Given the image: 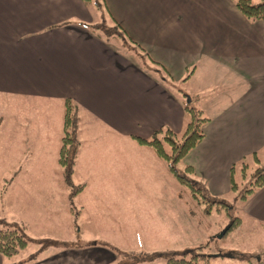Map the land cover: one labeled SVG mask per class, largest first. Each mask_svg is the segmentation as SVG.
<instances>
[{"label":"crops","instance_id":"0c3cea01","mask_svg":"<svg viewBox=\"0 0 264 264\" xmlns=\"http://www.w3.org/2000/svg\"><path fill=\"white\" fill-rule=\"evenodd\" d=\"M93 7L83 0H0V121L9 130L18 126L20 156H38L49 148L58 157L66 98L75 105L77 119L74 167L83 157H98L100 149L111 147L115 152L118 147L121 154L124 141L136 142L132 136L148 138L159 128L181 132L186 95L177 96L170 84L196 78L197 73L209 74V69L214 82L223 81L227 90L224 97L223 90L215 94L221 93V98L211 115L201 106L198 92L189 94L187 100L191 98L209 121L203 139L182 159L183 164L191 165L194 178L216 193L218 187L228 190L229 170L243 157L257 152L260 162L254 163L260 165L264 159L263 21L246 19L233 0H103L105 16L111 14L141 46L140 51L156 61L150 67L157 70L149 71L134 52L123 51L121 40H106L90 30L89 26L105 20L103 14L95 16ZM146 149L141 152L147 154ZM10 168L17 176L3 196L17 204L24 202L28 182L37 191L43 188L36 186L37 177L28 174L49 169L23 164ZM100 168L95 165L97 172ZM47 179L56 201L63 198L64 212L72 213L64 176ZM117 186L121 184L103 183L108 190ZM84 189L85 185L80 192ZM244 203L250 225L256 222L264 228V184ZM13 257L0 254V264L116 261L115 252L97 240L64 245L29 259Z\"/></svg>","mask_w":264,"mask_h":264},{"label":"rangeland","instance_id":"374dc122","mask_svg":"<svg viewBox=\"0 0 264 264\" xmlns=\"http://www.w3.org/2000/svg\"><path fill=\"white\" fill-rule=\"evenodd\" d=\"M253 3H259V0H253ZM93 9L95 16L103 14L107 19L103 8ZM115 43L119 44L118 41ZM122 47L125 53L133 55V47ZM207 71L209 74L197 73L196 78L171 83L170 87L180 98L186 95L185 99L189 94L198 92L201 106L205 107L207 115H211L213 105L221 98V93L215 94L223 90L224 97L227 86L223 81L215 83L210 70ZM160 77L164 76L160 74ZM1 123L0 227L17 228L28 241L26 248L13 259H29L30 256L43 255L64 245L97 240L115 252L116 261L113 264H160L167 255L184 256L185 251L202 243H207L203 252L212 256L213 264L264 263L256 258L259 255L261 260L264 259V228L256 222L250 225L252 221L244 216L245 200H239L236 192H231L230 184L228 190L216 188V193L202 183L205 194L217 197L230 206V216L243 218L239 226L225 237L218 238L217 235L230 222L225 211L204 213L203 205L197 203L190 190L177 181L162 159H156L149 147H140L136 142L127 140L123 143L121 154L118 147H115V152L114 148L109 147L107 150L100 149L98 157L81 158L83 162L74 167V184L68 192L75 191L80 185H85V189L73 195V212H64L63 198L60 196L56 201L50 188L51 180L47 179L64 176L62 167L56 161L57 156L49 148L38 156H20L18 126H10L12 130H9ZM143 148H147V154L141 152ZM249 161L244 179L236 167L235 180L242 182L240 188L253 179L251 173L258 166L254 161ZM16 164L49 167L48 172L28 174L29 177H37L38 180H34L36 186L43 188L37 191L34 183L28 182L27 194L23 196L24 202L21 204L7 201L3 196L4 189L17 176L10 168ZM95 165L101 167L104 173L99 169L100 173L97 172ZM115 166L121 168L113 171ZM183 166L182 160L177 167L182 169ZM259 166H264V159ZM115 182L121 184L119 189L118 186L112 190L103 188V183ZM133 187H136L135 190ZM64 199L67 200L65 196ZM50 210H57L58 214H51Z\"/></svg>","mask_w":264,"mask_h":264},{"label":"trees","instance_id":"16d2710c","mask_svg":"<svg viewBox=\"0 0 264 264\" xmlns=\"http://www.w3.org/2000/svg\"><path fill=\"white\" fill-rule=\"evenodd\" d=\"M83 1L91 3L96 8H101L103 3V0ZM233 2L236 8L246 19L252 21L261 20L264 22V0H259V3L257 4H254L253 0H233ZM107 14V19L92 24L89 26L90 30L92 32L98 31L97 35L106 40L118 38L122 41L123 45H130V47H133V52L137 51L134 54L137 56V59L139 57L138 62L142 67H150L151 63L157 64L147 52H144L143 54L140 51V49H142L141 46L127 35L125 30L111 16V14ZM154 70H157V68ZM183 108L186 113V123L180 134L169 128H159L148 138L138 136L132 137L138 144L149 147L158 158L162 159L166 163L169 172L180 184L186 186L190 190L191 196H193L197 203H201V205H203L202 210L204 213L209 214L211 210H216L217 212H221V210L225 211V213L230 217L228 229L223 236L225 237L228 232L232 231L241 224L240 217L230 216L228 212L230 206L228 204L217 197H211L204 193L203 186L194 178V169L191 165H184L182 169L177 167L178 163L182 161L188 152H190L203 139L205 135L204 127L209 121V118L204 115L201 109L195 106L191 98L183 101ZM74 109L75 105L73 102L69 98L64 99L62 135L60 137L57 161L62 167L64 180L69 189L73 186L72 173L79 147V141L75 136L77 119ZM249 159L257 163L260 162L258 153L252 152L248 158L243 157L238 164L232 165L229 170L230 190L231 192H236V197L242 201L247 199L249 195L253 194L264 184V166H259V164L251 173L253 179H251L247 185L240 188L242 182L235 180L237 166L238 170H240L242 179L246 177V169L249 165ZM82 188L83 185H80L75 191H70V200L73 195L79 193ZM72 208L73 207L71 206V209ZM27 242V239L19 229L0 227L1 255L5 257L16 256L26 248ZM206 246L207 243H202L194 249L185 251L183 253L184 256L177 257L171 253L165 257L163 262L165 264H213L211 263L212 256L203 252ZM259 260L260 262H264V259ZM115 264L120 263L117 262Z\"/></svg>","mask_w":264,"mask_h":264},{"label":"water","instance_id":"95a60500","mask_svg":"<svg viewBox=\"0 0 264 264\" xmlns=\"http://www.w3.org/2000/svg\"><path fill=\"white\" fill-rule=\"evenodd\" d=\"M227 229H228V226L223 228L222 231L217 235V237L218 238L222 237L225 234V232L227 231ZM256 258L258 259L259 256H257Z\"/></svg>","mask_w":264,"mask_h":264}]
</instances>
